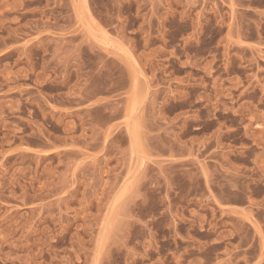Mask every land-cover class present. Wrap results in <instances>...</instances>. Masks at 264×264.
<instances>
[{
	"label": "rangeland",
	"instance_id": "1",
	"mask_svg": "<svg viewBox=\"0 0 264 264\" xmlns=\"http://www.w3.org/2000/svg\"><path fill=\"white\" fill-rule=\"evenodd\" d=\"M0 264H264V0H0Z\"/></svg>",
	"mask_w": 264,
	"mask_h": 264
}]
</instances>
